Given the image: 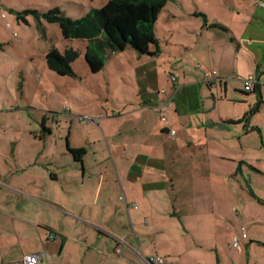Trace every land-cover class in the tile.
Masks as SVG:
<instances>
[{
    "label": "crops",
    "instance_id": "crops-1",
    "mask_svg": "<svg viewBox=\"0 0 264 264\" xmlns=\"http://www.w3.org/2000/svg\"><path fill=\"white\" fill-rule=\"evenodd\" d=\"M263 1H169L161 11L165 21L155 27L157 53L138 57L139 66L152 76L158 71L167 77H104L107 91L112 81L116 90L130 88V97L117 100L116 111L98 102L63 114L49 108L50 116L43 115L40 130L46 134L55 126L56 132L69 127L66 148H84L82 162L63 149L53 152L50 146V151L49 145H42L40 153L21 155L18 140L1 152L0 178L6 190L19 196V209L0 204V264H18L27 253H41L39 264H137L130 260L133 254L163 259L155 264H264V249L254 244L239 245L238 251L228 248L226 260L221 252L224 237L218 227L223 220L233 223L234 214L248 240L252 229L247 228L264 219L246 216L239 203L232 202L229 212L218 203L224 188L229 186L231 195L230 180L243 157L234 154L235 137L224 135L232 131L228 124L246 113L239 118L220 112L222 99L214 94L217 89L231 102H264V86L250 93L242 87L244 77L264 72ZM206 71H217V77L206 81ZM168 98L173 105L164 108ZM75 113L93 116L82 123L83 135L85 128L91 130L84 135L89 139L70 138L83 115ZM61 117L66 121L60 122ZM187 162L191 183L182 189L176 179ZM211 164L220 165L219 171L210 172ZM46 213L49 220H43ZM225 226L231 241L235 236ZM51 233L57 238L50 240ZM119 245L123 252L116 255Z\"/></svg>",
    "mask_w": 264,
    "mask_h": 264
},
{
    "label": "rangeland",
    "instance_id": "rangeland-1",
    "mask_svg": "<svg viewBox=\"0 0 264 264\" xmlns=\"http://www.w3.org/2000/svg\"><path fill=\"white\" fill-rule=\"evenodd\" d=\"M106 2L108 0H0V154L1 152L7 153L11 148V143L18 140L21 155L23 152L28 155L29 153H40L42 145H49L47 149L51 151L52 148L53 152L54 148L58 151L63 149L66 155L69 127L56 132L57 126H55L51 135L40 130L43 115L50 116L49 108L63 114L68 109L77 112V109L81 107L93 106L100 102L113 112L119 106L117 100L130 97V88L122 86L116 90L117 82L112 81L110 90L107 91L104 77H167L165 73L160 74L158 71L152 76L149 69L139 66L144 55H139L132 48L112 53L107 58L103 69L94 73L85 59L87 42L81 39H65L59 25L48 22L43 17V13L49 9L59 7L65 16L79 19L92 9L102 7ZM162 15L164 14L161 13L157 22L165 21ZM159 32L162 34L163 29L159 28ZM54 47L60 51H64L67 47L79 50L80 56L73 63L74 76L59 75L48 67L46 54ZM138 57L142 58L138 59ZM214 94L222 99L217 107L220 112L239 118H242L244 113L247 115L243 121H234L233 124L227 122L232 131L224 137L229 138L231 135L235 137L236 151L234 154L236 156L242 154L243 157H240L242 161L238 163L240 169L230 180L231 195L230 191H227L229 186L224 188V193L217 196L223 197L222 200H218V203L222 208L227 207L225 208L227 212L232 202L233 204L239 203L244 206L246 216H257L264 219V102L260 104L257 100L255 104L231 102L227 100L224 93L221 94L217 89ZM243 96L240 97L241 100H247ZM75 114L93 117L84 113ZM65 121V117H61L60 122ZM77 122L78 124H74L71 129L70 138L74 141L89 139L90 136L84 135L91 130L85 128L84 135L81 131L85 127L82 123L87 122H81V120ZM245 132L247 134L241 141L239 136ZM93 133L96 137L97 132ZM102 138L105 140L104 134ZM3 164L6 162L3 161ZM75 165L79 171L81 168L82 172L81 165ZM231 165L232 162L226 163L228 170ZM189 166L191 164L187 162L186 170L181 177L176 179V184L183 185L182 189L187 188L191 183ZM219 168L220 165L218 167L216 164H211L210 172H218ZM3 186L8 188L0 178V204L9 202L19 209V196ZM210 204H212L211 201ZM51 217L53 219V216ZM227 217L231 218L229 213ZM45 218L49 220L50 214L43 215V220H47ZM231 220L233 223H228V221L225 223L223 220L224 225L218 227V234L224 237L219 243L221 248L225 249L221 251L224 260H226L228 248L229 251L237 250L233 247L236 239L241 249H245L248 243L254 244L253 247L256 249H264V223L253 228L248 227L247 232L252 229V233L249 232V234L253 237L247 240L244 239V233L240 230L241 223L237 221L234 214ZM225 224L230 227L231 236H235L230 237L231 241H228L227 235L225 236ZM79 226L82 229L87 227L81 223ZM254 238L259 242L251 243L250 241ZM107 241L112 245L113 237L110 236ZM36 244H42L39 235H37ZM71 248L76 251L77 247L72 245ZM213 252L216 254V251ZM115 253L119 255L116 251ZM130 260L137 264H145L139 255L133 254ZM244 264L247 262L245 261Z\"/></svg>",
    "mask_w": 264,
    "mask_h": 264
},
{
    "label": "trees",
    "instance_id": "trees-1",
    "mask_svg": "<svg viewBox=\"0 0 264 264\" xmlns=\"http://www.w3.org/2000/svg\"><path fill=\"white\" fill-rule=\"evenodd\" d=\"M171 0H108L102 7L94 8L85 16L73 19L65 16L59 7L49 9L43 17L57 23L65 39L87 42L85 59L92 72H100L114 52L134 49L139 55L157 53L158 38L155 33L158 16ZM37 13L36 11H33ZM21 17V15H19ZM152 46H156L154 51ZM79 50L67 47L64 51L51 48L46 54L48 67L62 76H74V61ZM247 118L244 116L240 121ZM43 129L46 128L43 126ZM76 161L82 162L84 148L68 147Z\"/></svg>",
    "mask_w": 264,
    "mask_h": 264
},
{
    "label": "built area",
    "instance_id": "built-area-1",
    "mask_svg": "<svg viewBox=\"0 0 264 264\" xmlns=\"http://www.w3.org/2000/svg\"><path fill=\"white\" fill-rule=\"evenodd\" d=\"M261 4H264V1L261 2ZM214 77H217V71H206L205 72V80L206 81H210L211 79H213ZM172 79L175 81L177 79L176 75L172 76ZM243 90L247 93L250 92H255L256 90H258L259 88H261L262 86H264V72H257V73H251L248 76L244 77L243 80ZM163 94H167L166 91L163 89L161 91ZM172 98H168L166 103L164 104V108H167L169 106H172ZM166 117H163V119H165ZM80 120L83 122H89L91 120H93L92 117L89 116H80ZM171 134H175V130H171ZM123 198V197H122ZM48 238L50 240H53L55 238H57V235L55 233H51ZM124 241H121V243H123ZM233 247L234 248H239V241L236 239L233 243ZM116 252L121 254L123 252L122 246L119 245L116 248ZM40 255L41 253H27L23 259L21 260L20 263L18 264H39L40 262ZM142 259V262L144 261L145 264H155L157 262H162V258L159 256H143V255H139Z\"/></svg>",
    "mask_w": 264,
    "mask_h": 264
}]
</instances>
